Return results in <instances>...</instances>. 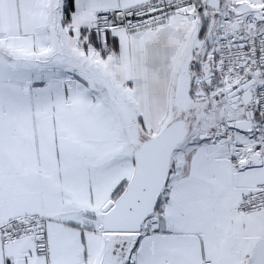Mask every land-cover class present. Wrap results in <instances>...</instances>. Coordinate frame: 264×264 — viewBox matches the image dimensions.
<instances>
[{"label":"snow or ice","instance_id":"6c2138e0","mask_svg":"<svg viewBox=\"0 0 264 264\" xmlns=\"http://www.w3.org/2000/svg\"><path fill=\"white\" fill-rule=\"evenodd\" d=\"M0 264H264V0H0Z\"/></svg>","mask_w":264,"mask_h":264}]
</instances>
